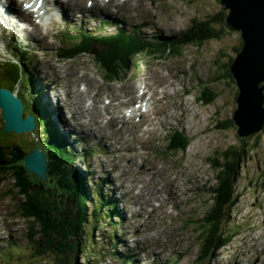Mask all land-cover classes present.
Listing matches in <instances>:
<instances>
[{"label":"rangeland","instance_id":"1","mask_svg":"<svg viewBox=\"0 0 264 264\" xmlns=\"http://www.w3.org/2000/svg\"><path fill=\"white\" fill-rule=\"evenodd\" d=\"M50 1L49 5L45 1L44 6L51 7L53 0ZM87 1L72 0L73 14L54 16L56 20L49 25L52 33L46 36V27L40 25H37L38 32L33 25L24 30L12 22L0 24L3 25L0 26V61L10 62L18 55L12 43L6 40L8 36L2 35L4 30L17 31L24 40L32 41L26 44L31 51L30 74L38 78L45 103L61 114L60 120L80 133L82 141L79 143L76 140L79 136L65 128L75 149L81 153L84 148L90 153L85 159L78 155L76 166L87 171V178L111 181L103 192L115 198L121 210L122 217L112 224H104L106 214H98L85 226L84 237L88 230L90 240L87 237V241L82 242L84 253L78 257L79 264H264V129L245 138L250 151L236 183L237 203L225 227L230 241L212 259H197L203 219L211 208V188L216 185V172L209 162L228 146L242 143L235 122L226 125L237 108L238 86L233 78L225 75V63L238 54L237 48L242 42L240 32L227 29L219 39L207 40L202 45L190 44L179 52L142 54L126 73L122 71L123 74L111 82L91 54L71 60H60L56 56L60 46H66L64 41L69 37L64 34L70 32L73 24H82L86 29L96 27L99 32L100 20L104 18L122 21L130 27L145 23L143 32L169 35L185 31L197 19L218 14L223 4L220 0H91L93 4L89 7ZM96 2L105 6V10L97 7ZM49 11V17L53 16ZM105 29L102 31L115 32L117 24L110 21ZM167 81L175 83L165 85ZM83 85L90 86L96 98L87 100L82 96L87 105L91 100L96 107L103 100H112L102 112L105 114L99 117L105 116L101 125L103 120L91 125L94 108L88 107L87 113L84 105H79L83 110L76 109L78 100L82 104L78 94ZM143 85H147L148 96H152L148 103L151 102L153 110L150 114L148 111L142 115L137 113L131 121L124 120L121 108L143 104L138 98V89ZM152 86L160 89V95L153 93ZM207 86L219 96L211 104L197 99ZM165 89L168 99L163 105L161 97ZM22 96L26 101L31 94L26 91ZM119 96L125 104H119ZM99 110L92 111L94 116L101 114L102 107ZM107 111L119 116L111 118ZM107 115L110 118L107 119ZM3 123L0 108V126ZM173 129L184 130L191 138L186 151H168L171 143L168 134ZM135 131L140 134L138 138ZM34 136L29 132L18 133L1 142L20 141L29 151L31 143L35 146L38 143V135ZM2 137L0 135V139ZM14 183L15 178L9 177L0 185V264H49L52 260L53 264H60L53 255L39 257L35 254L40 248V239L37 236L36 242L30 240L33 223L19 216ZM89 186L95 184L89 182ZM171 193L177 194L176 199ZM67 196L62 193L64 202ZM34 256L37 259H33Z\"/></svg>","mask_w":264,"mask_h":264},{"label":"trees","instance_id":"2","mask_svg":"<svg viewBox=\"0 0 264 264\" xmlns=\"http://www.w3.org/2000/svg\"><path fill=\"white\" fill-rule=\"evenodd\" d=\"M226 15L227 11L223 8L216 15L195 20L185 31L169 35L147 34L142 31L144 25L130 27L119 20L114 21L117 30L106 33L102 31L106 30V23L102 21L99 32H96V29L82 28L66 32L64 36L69 38L64 43L67 44L60 48L56 56L61 60H71L79 55L91 54L95 63L114 78L123 74L122 71L126 73L133 65V61L142 54L163 55V53L179 52L187 45H202L207 40L221 38L227 31ZM242 46L243 41L237 52ZM13 47L18 51V55L16 61L5 60L0 64V86L11 88L21 97L25 105L24 117L34 115L36 129L31 134L38 135L37 146L43 144L40 148L48 155V180L43 182L26 168L25 157L34 148V143H31L29 151L24 149L20 141L2 143L1 140H6L14 134L6 133L2 124L0 185L9 177L15 178L19 216L33 223L30 240L36 242L37 236L40 239L38 244L40 248H37L35 254L39 257L53 255L60 264H79L78 257L83 256L84 253L81 245L83 241H87L89 233L87 230V237H84L85 226L98 214H106V222L103 223L112 224L121 217L119 204L115 198L105 196L103 192L104 186L111 181L107 178L100 180L87 178V171L76 166L78 155L85 159L90 153H86L84 148L83 152L79 153L51 116L50 109L40 93V82L30 74L31 51L28 48H19L17 42H13ZM233 60L234 58H231L225 63V75L231 79L233 77L230 66ZM26 91H29L31 96L25 101L22 95H25ZM203 92L197 99L204 104H211L219 97L218 92L208 86ZM233 123L234 119H230L226 125ZM168 138L171 142L168 145L170 152L186 151L191 143V138L184 130L173 129L169 132ZM240 141L241 144L228 146L209 162L216 172V185L211 188V208L203 219L205 222L201 231L203 236L201 251L197 258L199 261L212 259L231 239V236L225 233V227L237 203L236 183L243 162L248 158L250 151L247 149L246 139L241 138ZM89 182L94 183L95 186H89ZM64 192L68 194L66 202L62 199ZM72 203L73 208H70ZM93 229H96L95 225ZM88 239L90 240L89 237ZM37 256L33 259H37ZM73 256H75L74 260ZM49 264H53V260Z\"/></svg>","mask_w":264,"mask_h":264},{"label":"water","instance_id":"3","mask_svg":"<svg viewBox=\"0 0 264 264\" xmlns=\"http://www.w3.org/2000/svg\"><path fill=\"white\" fill-rule=\"evenodd\" d=\"M227 11L226 27L239 31L243 46L230 66L238 86L234 122L241 138L264 128V0H220ZM0 108L6 133L35 130L34 115L23 117L25 106L10 88L0 87ZM29 172L48 180V155L35 147L25 157Z\"/></svg>","mask_w":264,"mask_h":264},{"label":"bare ground","instance_id":"4","mask_svg":"<svg viewBox=\"0 0 264 264\" xmlns=\"http://www.w3.org/2000/svg\"><path fill=\"white\" fill-rule=\"evenodd\" d=\"M32 0H29L28 2H31ZM37 1L38 0H36V3L34 4V6H36V4H37ZM48 1V0H47ZM94 1V0H93ZM105 1V0H104ZM111 1V0H110ZM116 0H112V2H115ZM127 1V0H126ZM125 1V2H126ZM35 2V1H34ZM84 2V1H83ZM88 2V1H87ZM124 2V1H123ZM20 3H24V4H20ZM78 3H80V2H78ZM95 3V2H94ZM110 3V2H109ZM52 4V3H51ZM66 4H67V8H66ZM76 4V3H75ZM134 4V3H133ZM17 5V6H16ZM105 5H106V3H105ZM122 5H124V4H122ZM2 6H6V10H4L3 9V7ZM19 6V10L17 11V7ZM96 6L97 7H99V8H103L104 10H105V6H103L101 3H99V2H96ZM117 6V5H116ZM125 6V5H124ZM135 6H136V4H135ZM149 6V5H148ZM138 8V7H137ZM41 10H42V8L40 9V12H41ZM54 10H55V12L56 13H53V16H57V13H62V12H65V13H69V14H73V12H74V10H73V7H72V0H55L54 1ZM23 11H25V15H24V18L26 19H28V20H31L32 19V16H34L35 15V13H34V11L33 10H28V8L25 6V0H20V2H18V1H16V0H0V17L4 20H2V19H0V24L1 23H3V24H8V20L9 19H11V18H17V17H19V16H21V14H22V12ZM121 11V10H120ZM36 16L37 17H39L40 16V18H43L42 19V21H44V27H48V25H49V22H48V20H47V18H46V16H45V13H43V14H40V15H37L36 14ZM120 18V17H119ZM52 24V23H51ZM145 23H144V27H145ZM53 26V25H52ZM143 27V28H144ZM39 28V27H38ZM43 28V27H42ZM51 29H52V27H51ZM92 30H95L96 28H91ZM37 31L39 32L40 30L39 29H37ZM47 31V30H46ZM45 31V32H46ZM42 32V31H41ZM49 32V34L51 33V31L49 30L48 31ZM77 32V31H76ZM122 33H124V32H122ZM92 34V33H91ZM42 35V34H41ZM45 35V34H44ZM44 35H43V37H44ZM46 38V37H45ZM156 56V55H155ZM162 69V68H161ZM160 71V70H159ZM163 71V70H162ZM160 74V73H159ZM156 75V74H155ZM142 76V75H141ZM151 76V75H150ZM153 76V75H152ZM174 77H176V76H174ZM141 78V77H140ZM147 78V77H146ZM151 78V77H150ZM38 79V78H37ZM77 80V79H76ZM148 80V79H147ZM146 80V81H147ZM87 81V80H86ZM139 81V80H138ZM154 81V80H153ZM149 82V81H148ZM56 83V82H55ZM85 83V82H84ZM136 83H137V81H136ZM174 81H172V82H170V81H167L166 83H165V85L166 84H172V85H174ZM152 84V83H151ZM157 84V83H156ZM85 85V84H84ZM84 85H83V87H84ZM150 85V84H149ZM102 86V85H101ZM124 86V85H123ZM158 86V85H157ZM118 87V86H117ZM133 87V86H132ZM141 87V86H140ZM140 87H139V89H140ZM146 87H147V85H146ZM168 87V86H167ZM80 88V87H79ZM120 88V87H119ZM142 88V87H141ZM151 89H152V91H153V93L155 94V95H157V94H159L160 92H159V90L155 87V86H152V87H150ZM165 88V87H164ZM169 88V87H168ZM173 88V87H172ZM139 89H138V91H139ZM84 90V91H83ZM83 90L82 91H80V93H79V96L81 97V98H79V99H81V102H82V104L84 103V98L82 97V96H91V92L92 91H90V86H88V85H86L84 88H83ZM100 91H101V89H99ZM166 90V89H165ZM188 91V90H187ZM49 92V91H48ZM163 92V91H162ZM166 92H167V90L164 92V96H162L161 97V104H163V105H165V100H167L168 98L166 97ZM105 93V92H104ZM108 93V92H107ZM133 93V92H132ZM134 93H135V91H134ZM151 93V92H150ZM168 93V92H167ZM129 94V93H128ZM121 95H123V94H121ZM160 95V94H159ZM57 96V95H56ZM107 96V95H106ZM126 97V96H125ZM155 97V96H154ZM199 97H201V96H199ZM198 97V98H199ZM93 98V97H92ZM91 98V99H92ZM108 98V97H107ZM139 98V97H138ZM113 99V98H112ZM118 100H121L122 99V96H119L118 98H117ZM129 99H131V98H129ZM94 100H91V102H89L88 103V105H87V103L85 102L84 103V107L83 108H85L86 109V111H88L89 109H88V107L90 108V109H92V107L94 106V102H93ZM148 101H150V100H148ZM148 101L145 103V104H143V106H142V108H143V110H145V111H148L149 112V114H150V111H152L151 110V103L149 102L148 103ZM103 102V104H104V106H103V109L106 107V104L107 103H105L104 101H102ZM114 102V101H113ZM131 102V101H130ZM132 103V102H131ZM154 103H156V101L154 102ZM198 103V102H197ZM98 104V103H97ZM119 104H121V105H123V104H125V102L123 101V99L119 102ZM159 104V103H158ZM70 106V105H69ZM109 106V105H108ZM113 106V105H112ZM118 108V107H117ZM121 108V107H120ZM156 108V107H155ZM158 108V107H157ZM161 108V107H160ZM112 109V108H111ZM136 109H132L131 110V113L133 114V112L135 111ZM155 110V109H154ZM157 110H159V109H157ZM122 108H121V111H120V113H122ZM96 113H99V112H96ZM162 114V113H161ZM104 115V114H103ZM98 116H102L100 113L98 114ZM163 116V115H162ZM151 117V116H150ZM175 117V116H174ZM174 119V118H173ZM91 120V119H90ZM92 121V123H91V125H94V124H96V123H98L99 121H93V120H91ZM145 121V120H144ZM143 121V122H144ZM155 121V120H154ZM66 122V121H65ZM127 122V121H126ZM152 122V121H151ZM127 123H129V122H127ZM146 123V122H145ZM149 123V122H148ZM155 129V128H154ZM137 130V129H136ZM142 131V130H141ZM69 132V131H68ZM147 132V131H146ZM135 133H137L136 131H135ZM143 133V132H142ZM141 133V134H142ZM137 135V138L140 136V134H136ZM146 135V134H145ZM176 135H177V133H176ZM175 137V136H174ZM177 137V136H176ZM175 137V138H176ZM179 137V136H178ZM135 138V137H134ZM178 139V138H177ZM173 143V142H172ZM49 145V144H48ZM62 151V150H61ZM148 164V163H147ZM96 166V165H95ZM130 166V165H129ZM152 167H153V165H152ZM127 168V167H126ZM139 170V169H138ZM128 171H129V169H128ZM129 174V173H128ZM133 175H134V172L132 173ZM152 176H153V174H152ZM173 177V176H172ZM174 178V177H173ZM155 179V178H154ZM159 180V179H158ZM120 183V182H119ZM161 184V183H160ZM178 185H179V183H178ZM176 187H177V185H176ZM150 188V187H149ZM135 189V188H134ZM133 189V190H134ZM153 189V188H152ZM151 190V189H150ZM163 191V190H162ZM146 193V192H145ZM150 193V192H149ZM156 193V192H155ZM173 193V192H172ZM171 193V195H172V197L174 198V199H176L175 197L177 196V194H172ZM134 195V194H133ZM144 196H145V194H144ZM154 196V195H153ZM156 199V198H155ZM163 200V199H162ZM141 201V200H140ZM176 203H177V201H175ZM150 205V204H149ZM183 208V207H182ZM140 209V208H139ZM187 209V208H186ZM205 210V209H204ZM21 228V227H20ZM209 229V228H208ZM19 230V229H18ZM21 230V229H20ZM42 249V248H41ZM151 260V259H150Z\"/></svg>","mask_w":264,"mask_h":264},{"label":"snow or ice","instance_id":"5","mask_svg":"<svg viewBox=\"0 0 264 264\" xmlns=\"http://www.w3.org/2000/svg\"><path fill=\"white\" fill-rule=\"evenodd\" d=\"M27 7H31V5H27ZM37 7H39V5H37Z\"/></svg>","mask_w":264,"mask_h":264}]
</instances>
